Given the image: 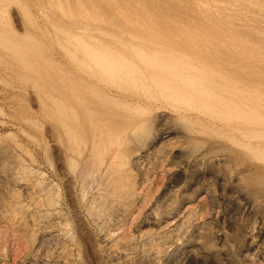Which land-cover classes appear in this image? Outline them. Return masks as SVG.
<instances>
[{
	"label": "rangeland",
	"instance_id": "rangeland-1",
	"mask_svg": "<svg viewBox=\"0 0 264 264\" xmlns=\"http://www.w3.org/2000/svg\"><path fill=\"white\" fill-rule=\"evenodd\" d=\"M241 2L243 0H0V121L21 127L23 135L34 142L32 157L42 164L45 127L53 128L56 142L61 146L66 140L56 126L58 121L86 135L85 130L73 124L76 112L67 103L61 84L65 71L78 79L82 73L89 79V74L94 72L109 83L112 76L106 77L105 72H110L98 68L99 65L106 67L111 61L116 64L114 68L123 65L127 71L146 73L161 81L174 76V81L183 86L185 82H201L207 86L208 91H204L207 96L199 95L193 88H186L185 93L199 100L206 97L202 99L210 103L206 111H212L211 115L219 112L218 119L223 118L229 124V132L214 125L212 128L193 123L203 137L181 139L178 157L190 165L180 174L183 182L172 208L180 212L191 207L196 209L197 217L188 230L190 233L199 224L208 233L213 232L217 222L223 220L230 264H264V77L245 63L239 66L233 57L219 55L220 59L217 54L205 52L214 45L222 49L226 46L224 55L241 51L233 42L238 26L245 25L238 20L236 11ZM229 26L237 33L225 31ZM246 36L252 41L260 39L253 31ZM26 52L33 56L28 57ZM42 58L52 60L54 65H45ZM99 61L102 62L97 64ZM258 66L257 71L264 76V63ZM59 68H65L63 74ZM221 73L232 80H223ZM237 103L239 111L235 109ZM148 117L142 122L136 143L145 142L156 126L157 119ZM169 124L175 132L178 130L176 119L169 118ZM6 131L1 128L0 135ZM224 132L226 135L222 136ZM12 135L15 140H23L21 135ZM168 167L163 164L151 174L143 187L144 190L151 187L145 190L146 196L155 198L160 194L166 177L172 172ZM43 169L44 176L63 193V183L52 171ZM136 208L130 209L133 215L130 220L135 219L141 209ZM159 208L162 210L159 209V214H164V207ZM9 227L7 219L1 216L0 264L17 262L19 241ZM121 233L112 235L116 237ZM4 235L6 243L2 245ZM208 247L214 251L213 243ZM244 254L248 255L246 259L242 257ZM105 264L110 263L105 260Z\"/></svg>",
	"mask_w": 264,
	"mask_h": 264
},
{
	"label": "bare ground",
	"instance_id": "bare-ground-1",
	"mask_svg": "<svg viewBox=\"0 0 264 264\" xmlns=\"http://www.w3.org/2000/svg\"><path fill=\"white\" fill-rule=\"evenodd\" d=\"M236 11L238 20L245 25H237L239 34L231 26L225 31L237 33L233 42L241 51L224 55L223 50L228 48L214 45L205 52L233 57L239 66L245 63L264 77L257 71L260 70L258 65L264 63V0H243ZM252 31L260 39H247L246 33ZM30 52H26L28 57L33 56ZM40 60L47 66L52 64L51 59ZM115 65L110 61L104 68L97 67L110 72H105L106 77L112 76L109 83L94 72L89 74V79L84 73L78 79L68 70L63 74L65 68H59L66 101L76 112L73 124L85 130L86 135L58 121L56 126L66 140L63 142L67 143L61 146L56 142L53 128L45 127L42 164L32 157L34 142L23 135L21 127L0 121V129L7 130L0 135V217L6 218L11 231L17 234L16 264H105V260L110 264H230L223 220L217 222L213 232L208 233L199 224L190 233L188 230L197 217L196 209L191 207L180 212L172 208L183 182L180 174L190 165L178 157L181 139L203 137L193 123L212 128L214 125L225 131L229 124L223 118L218 119L219 112L211 115L212 111H206L210 108V103L202 100L206 97L199 100L185 93L186 88H193L199 95L207 96L204 92L208 91L207 86L201 82H185L183 86L174 81V76L161 81L146 73L127 71L123 65L114 68ZM219 76L227 82L232 80L227 74ZM238 106L237 103V111ZM149 115L157 119H154L156 126L145 142L136 143L142 122ZM169 118L178 121L176 132ZM12 134L23 136V140L21 137L15 140ZM225 135L226 132L222 136ZM131 141H134L132 145ZM163 164L172 172L166 177L160 194L150 198L145 190L151 187L144 190V184ZM43 166L63 183V193L44 176ZM160 206L165 210L161 215ZM136 207L141 209L136 218L130 220L133 216L130 209ZM118 231L122 233L113 237L112 233ZM5 236L1 239L2 245L6 243ZM210 243L214 245L213 252L209 250ZM247 256L242 255L243 259Z\"/></svg>",
	"mask_w": 264,
	"mask_h": 264
}]
</instances>
